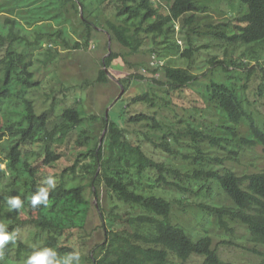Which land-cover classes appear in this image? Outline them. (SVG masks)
Segmentation results:
<instances>
[{
    "label": "trees",
    "instance_id": "trees-1",
    "mask_svg": "<svg viewBox=\"0 0 264 264\" xmlns=\"http://www.w3.org/2000/svg\"><path fill=\"white\" fill-rule=\"evenodd\" d=\"M77 1L89 37L98 31L90 21L94 11H112L103 27L128 51L126 55L109 49L97 84L110 82L115 64L127 63L128 56L140 53L150 43L151 52L158 54L145 69L151 75V85L165 89L168 96L196 87L204 106L189 107L173 120L156 112L132 114L126 110L135 105L156 108L161 97L147 91L134 97L124 110H116L119 102L108 119L103 118L106 135L98 140L83 128L85 116L78 108L54 99L50 109L38 113L32 93L40 84L34 80L33 61L15 45L25 42L39 46V35L23 36L16 19L2 21L0 17V143L5 137L14 140L7 168H0V224L9 234L16 232L15 242L3 249L6 257L14 253V264H24L31 255L33 249L18 235L26 227L46 235L44 247L56 250L57 259L74 257L76 248L64 245L71 240L66 235L78 231L86 241L90 211L95 208L92 200L100 198V187L104 186L122 203L123 210L107 211L98 204L101 224L95 230L103 233L104 240L88 257L90 264H191L195 258L201 260L200 264H233L223 259L210 234L195 238L175 213L178 207L181 214H186L190 206L186 199L203 194L206 200L197 204L203 215L212 218L222 233L234 234V225L245 227L251 241L260 247L254 250L259 258L255 264H264V171L240 175L226 165V161L238 162L245 150L262 147L264 153V122L255 113V102L248 94L253 71L263 64L264 0H239L244 12L207 33L224 42L227 51L240 52L242 58L228 64L213 57L210 65L219 67L201 76L193 74L190 67L163 64L156 49L164 41L169 42L164 49L180 51V45L171 39L179 23L182 30L195 25L197 15L206 11L199 0ZM64 2L72 3L79 13L74 0ZM186 41L188 46L181 57L190 62L201 49L208 48L194 46L190 38ZM89 46L90 40L77 44L78 48ZM249 57L256 66L247 74L230 71V65L246 69L243 61ZM133 80L149 79L145 74H135L120 81L128 90ZM258 91L259 97H264V78ZM116 111L117 119L112 117ZM126 120L137 128L127 129ZM182 138L188 139L197 153L195 157L183 155L185 160L199 162L200 167L191 173L155 159L145 149L149 145L156 152L176 156L181 154L175 146ZM204 146L221 149L227 156L211 157ZM72 150L75 153L70 156ZM0 165H4L1 158ZM49 177L57 181L54 190L49 189ZM211 182L223 190L233 206L208 201ZM41 189H49L48 202L33 207L32 197ZM170 194L178 197L170 199ZM12 197L20 198V209L27 208L28 219L21 218L19 209L8 203Z\"/></svg>",
    "mask_w": 264,
    "mask_h": 264
},
{
    "label": "rangeland",
    "instance_id": "rangeland-1",
    "mask_svg": "<svg viewBox=\"0 0 264 264\" xmlns=\"http://www.w3.org/2000/svg\"><path fill=\"white\" fill-rule=\"evenodd\" d=\"M65 0H0V17L2 21L12 17L17 21V29L23 36L32 37L39 35V46L27 45L25 42L16 43V48L27 54L33 61L31 68L34 74V80L39 83V88L34 91L32 98L37 105L38 113L50 109L53 100L60 101L62 105L75 107L83 111L85 121L83 128L89 130L90 134L98 140H102L106 131L103 129V118L109 114L112 109L117 106L116 110H124L126 105L134 98L144 92H156L161 99L158 100L156 108H151L144 105H135L126 110L132 114L145 112L158 116H163L169 119L180 117L185 114V109L189 107L204 106V102L200 96L198 88H184L179 92L172 93L168 96L165 89L151 85V75L145 69L149 67L155 56L151 52L152 47L148 43L140 53L127 57V63L119 62L112 68L114 75L111 76V81L107 84H97L95 81L100 69H103V60L108 56L109 49L121 54L127 55V50L122 48L118 43L112 40L111 36L105 30V18L111 15V12L101 14L100 10H95L97 3L93 8V16L90 21L95 23L98 31H93L89 37V32L84 24L85 15L81 5L77 0L74 3L79 6V13L76 11L72 3H65ZM158 1V0H155ZM201 5L206 7V11L198 14L195 25L188 26L182 30V24H178L176 34L172 37V43L180 45V51L176 48L164 49L169 42H162V45L156 47L161 52V61L167 66L189 68L195 75H204L207 70H215L216 65H210L209 60L216 57L218 61H226L230 64L231 61L240 62L242 55L240 52L232 50L227 51V45L224 42L217 41L210 34L207 35L217 26L229 22L231 19L241 15L244 10L239 3V0H199ZM111 10V9H110ZM196 31V32H195ZM188 38L196 47L208 48L201 49L194 60L187 61L181 57V54L187 48ZM90 40L89 47L78 48L77 44H85ZM50 56V57H49ZM52 56V57H51ZM263 63L260 68L253 71L252 81L249 84V97L253 104L255 113L259 116L261 122H264V97H259V87L264 78V51L260 53ZM246 69L230 65V71H241L242 74H247L256 62L252 58L244 59ZM219 67V66H218ZM145 74L148 81L137 82L132 81L128 90L121 84L122 78H127L130 75ZM205 80L204 78H202ZM122 90L123 93H122ZM162 99H165L162 101ZM168 101L170 104H167ZM120 111V110H119ZM119 112L113 113L112 117L117 119ZM110 118V117H109ZM55 121L58 119L55 118ZM127 129L133 131L137 127L131 126L127 120L125 125ZM134 133V132H132ZM78 135H76L77 137ZM14 140L10 137H5L0 143V158L3 160L4 167L8 165V154ZM149 155L159 161H165L167 164L180 169L183 173L193 172L195 168H199V162L185 160L183 155L191 157L196 156V150L188 139L182 138L181 142L175 146L181 154L169 156L161 151L152 150L149 145L145 146ZM204 149L211 157H226V152L221 149ZM75 152L72 150L70 156ZM199 161V160H198ZM228 168L236 169L240 175L264 171V153L262 147H257L255 150H245L238 162L226 161ZM212 188L211 194L208 195V201L221 203L226 206H233L231 200L225 195L223 190L215 183H208ZM213 195V198L210 197ZM205 194L202 197H189L186 202L190 206L187 207L188 212L181 214L178 207L175 208V213L180 216L181 221L186 225L188 232L195 238L205 233L210 234L215 246L220 249V254L223 259L230 261L233 264H255L259 261L258 256L254 253L255 249L260 247L250 239L248 230L241 225H232L235 229L234 234L222 233L212 218L204 216L197 207L198 202L206 200ZM170 199L178 197L176 194H170ZM95 208L90 211V219L87 225L88 236L86 241L81 238V233L72 231L66 236H71L69 242L64 245H72L76 251L81 254L80 264H90L88 257L92 254L94 247L103 242L104 235L101 231L95 230L101 224L98 213V204L107 211L115 209L123 210L122 203H119L117 198L111 194L104 186L100 187V198L92 200ZM17 211V210H16ZM23 219L30 217L27 208L19 209ZM94 233V234H93ZM92 234V235H91ZM21 239L26 240L33 249L31 255L42 253L46 235L37 234L35 229L24 228L18 232ZM55 255L57 254L56 250ZM50 256L52 264H79L75 257H64L57 259ZM3 251V256L0 258V264H14L16 259L14 253L7 258ZM191 264H200L201 260L193 259Z\"/></svg>",
    "mask_w": 264,
    "mask_h": 264
},
{
    "label": "clouds",
    "instance_id": "clouds-1",
    "mask_svg": "<svg viewBox=\"0 0 264 264\" xmlns=\"http://www.w3.org/2000/svg\"><path fill=\"white\" fill-rule=\"evenodd\" d=\"M5 165H0V168L4 167ZM47 183L49 185V189H55L57 181L48 178ZM49 189H41L40 194L37 196H33L31 200V204L33 207L39 205L41 203L47 204L48 202V191ZM8 203L12 205L13 208L20 209L22 207V203L19 197H12L11 199H7ZM16 240V232L9 234L5 231V226L0 224V258L3 256V249L5 245L9 242H15ZM55 251H51L45 249L42 253L34 252L30 255L24 264H52V261L49 259L50 256H54ZM73 256L77 259L80 264L81 254L79 252H74Z\"/></svg>",
    "mask_w": 264,
    "mask_h": 264
},
{
    "label": "water",
    "instance_id": "water-1",
    "mask_svg": "<svg viewBox=\"0 0 264 264\" xmlns=\"http://www.w3.org/2000/svg\"><path fill=\"white\" fill-rule=\"evenodd\" d=\"M111 51V50H110ZM124 90H122V93H123ZM108 113H109V110L107 111V119H108Z\"/></svg>",
    "mask_w": 264,
    "mask_h": 264
}]
</instances>
